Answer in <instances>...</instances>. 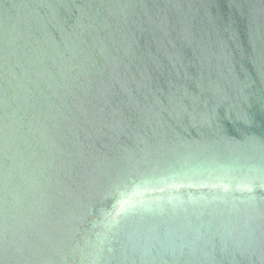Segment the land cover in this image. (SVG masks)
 I'll list each match as a JSON object with an SVG mask.
<instances>
[{
  "label": "water",
  "instance_id": "1",
  "mask_svg": "<svg viewBox=\"0 0 264 264\" xmlns=\"http://www.w3.org/2000/svg\"><path fill=\"white\" fill-rule=\"evenodd\" d=\"M0 264H264V0H0Z\"/></svg>",
  "mask_w": 264,
  "mask_h": 264
}]
</instances>
